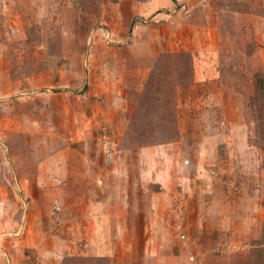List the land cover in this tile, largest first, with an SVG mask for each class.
<instances>
[{
    "label": "rangeland",
    "instance_id": "374dc122",
    "mask_svg": "<svg viewBox=\"0 0 264 264\" xmlns=\"http://www.w3.org/2000/svg\"><path fill=\"white\" fill-rule=\"evenodd\" d=\"M264 0H0V264H264Z\"/></svg>",
    "mask_w": 264,
    "mask_h": 264
},
{
    "label": "trees",
    "instance_id": "16d2710c",
    "mask_svg": "<svg viewBox=\"0 0 264 264\" xmlns=\"http://www.w3.org/2000/svg\"><path fill=\"white\" fill-rule=\"evenodd\" d=\"M263 119H264V116L263 117H257V120H258V123H257V133L260 135V134H262V130H263V124H262V121H263ZM262 131V132H261Z\"/></svg>",
    "mask_w": 264,
    "mask_h": 264
}]
</instances>
